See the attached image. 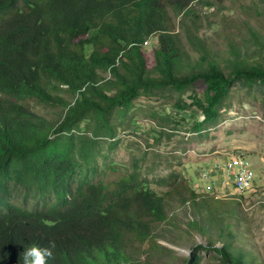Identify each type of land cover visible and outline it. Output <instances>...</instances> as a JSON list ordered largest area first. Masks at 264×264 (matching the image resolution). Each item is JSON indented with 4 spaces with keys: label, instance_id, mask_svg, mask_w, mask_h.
Masks as SVG:
<instances>
[{
    "label": "trees",
    "instance_id": "1",
    "mask_svg": "<svg viewBox=\"0 0 264 264\" xmlns=\"http://www.w3.org/2000/svg\"><path fill=\"white\" fill-rule=\"evenodd\" d=\"M210 3L0 0V264H23L29 246L50 243L46 264H154L142 255L160 251L156 226L176 225L174 203L189 209L187 229L205 239L195 250H214L222 264H261L236 243L243 195L229 203L178 183L157 195L136 176L111 190L74 178L139 98L173 94L179 112L198 108L193 125L203 129L217 123L233 84L264 85L255 31L254 49L232 45L225 58L187 30L196 56L184 48L175 20ZM29 100L57 109L55 118ZM199 262L192 254L186 264Z\"/></svg>",
    "mask_w": 264,
    "mask_h": 264
},
{
    "label": "rangeland",
    "instance_id": "2",
    "mask_svg": "<svg viewBox=\"0 0 264 264\" xmlns=\"http://www.w3.org/2000/svg\"><path fill=\"white\" fill-rule=\"evenodd\" d=\"M210 4H195L193 14L175 20L181 43L193 57L196 53L186 41L185 30L194 33L211 53L222 58L228 56L232 45L244 50L243 46L248 44L254 49L250 45V31L264 41V4L258 0H211ZM150 47V43L146 45L147 51ZM28 105L39 115L55 118V108L32 100ZM197 111L193 107L179 112L173 94L139 98L119 126L116 138L98 140L94 162L79 169L75 181L100 184L111 190L118 181L136 176V184L157 195L170 189V183L229 203L243 195L239 202L241 222L233 224L240 233L236 243L264 264V85L233 84L214 125L194 129V122L202 120ZM229 157L250 160L256 173L251 191L237 194L226 179L215 180L214 189L204 188L199 179L201 169ZM172 207L176 225L156 226L155 238L161 249L143 254L142 258L147 256L154 264H186L195 254L200 258L199 264H222L214 250H195L205 239L187 229L189 209L177 203Z\"/></svg>",
    "mask_w": 264,
    "mask_h": 264
},
{
    "label": "built area",
    "instance_id": "3",
    "mask_svg": "<svg viewBox=\"0 0 264 264\" xmlns=\"http://www.w3.org/2000/svg\"><path fill=\"white\" fill-rule=\"evenodd\" d=\"M199 179L204 182V188L207 189H214L215 180L226 179L231 182L233 190H242L245 194L247 191H251V187L254 186L256 173L253 171L248 158L229 157L201 169Z\"/></svg>",
    "mask_w": 264,
    "mask_h": 264
},
{
    "label": "clouds",
    "instance_id": "4",
    "mask_svg": "<svg viewBox=\"0 0 264 264\" xmlns=\"http://www.w3.org/2000/svg\"><path fill=\"white\" fill-rule=\"evenodd\" d=\"M54 247V243H50L49 247L29 246L22 254L23 264H46L47 259L52 257Z\"/></svg>",
    "mask_w": 264,
    "mask_h": 264
},
{
    "label": "bare ground",
    "instance_id": "5",
    "mask_svg": "<svg viewBox=\"0 0 264 264\" xmlns=\"http://www.w3.org/2000/svg\"><path fill=\"white\" fill-rule=\"evenodd\" d=\"M235 192H236L237 194H243V191H242V190H235Z\"/></svg>",
    "mask_w": 264,
    "mask_h": 264
}]
</instances>
